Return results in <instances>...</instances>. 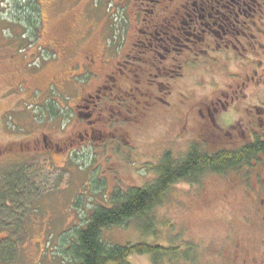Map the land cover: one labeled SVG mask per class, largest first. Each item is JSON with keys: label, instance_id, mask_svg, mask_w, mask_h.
Returning <instances> with one entry per match:
<instances>
[{"label": "rangeland", "instance_id": "374dc122", "mask_svg": "<svg viewBox=\"0 0 264 264\" xmlns=\"http://www.w3.org/2000/svg\"><path fill=\"white\" fill-rule=\"evenodd\" d=\"M130 1L121 5L119 0H37L40 15L34 21L27 16L29 23L37 24L31 28L24 18L26 12L32 14L29 0H0V197L8 194L6 175L21 173L25 180L21 201L4 211L0 208V243L15 240L22 264H56L58 235L79 222L87 207L109 203L116 189L151 181L154 165L166 150L181 157L196 142L206 149L218 148L199 138L196 123V131L191 127L180 135L182 124L197 118L190 115L184 121L187 110L178 103L142 124L132 139L135 152L114 141L101 146L98 134L91 143L66 146L68 138L89 125L71 117L73 107L82 92L96 90L101 78L95 73L102 76L104 58L117 53L125 32L123 17L127 18L122 6L126 9ZM84 62H91L95 73ZM215 71L191 74L180 87L200 101L207 93L206 80H219L220 69ZM253 102L260 101L254 96ZM44 134L52 147H44ZM236 178L233 173L208 172L196 181H179L151 211L155 233L143 231L132 219L105 229L103 236L111 244L146 240L191 254L186 260L183 254L164 255L159 264H229L235 243L250 247L253 240L243 222L249 200L243 187L231 183ZM78 198L82 203L75 208ZM130 262L155 264L149 254H134Z\"/></svg>", "mask_w": 264, "mask_h": 264}, {"label": "flooded vegetation", "instance_id": "af4514ba", "mask_svg": "<svg viewBox=\"0 0 264 264\" xmlns=\"http://www.w3.org/2000/svg\"><path fill=\"white\" fill-rule=\"evenodd\" d=\"M124 7L125 32L117 53L104 58L103 75L84 62L101 82L94 92L77 97L71 117L89 125L68 138L66 146L91 143L98 134L101 146L114 141L135 152L132 139L150 116L168 113L173 103L183 105L184 121L190 115L197 120L184 122L180 135L196 131V123L199 138L218 147L201 145L204 152L240 154L251 148L249 160L237 159L223 172L203 173L235 174L231 183L243 187L249 200L243 222L253 240L250 247L237 241L229 264H264V0H131ZM216 69L219 80H206L207 93L200 101L180 87L191 74L205 76ZM254 96L260 102L254 103ZM47 140L44 134V147H52Z\"/></svg>", "mask_w": 264, "mask_h": 264}, {"label": "trees", "instance_id": "16d2710c", "mask_svg": "<svg viewBox=\"0 0 264 264\" xmlns=\"http://www.w3.org/2000/svg\"><path fill=\"white\" fill-rule=\"evenodd\" d=\"M28 3L33 7L32 14L26 12L24 18L33 28L37 24L29 23L28 17H32L34 21L35 15L37 17L40 15V4L37 0H29ZM251 152L249 148L240 154L223 151L209 154L204 152L203 147L197 142L193 143L189 150L179 158L172 151H165L159 163L154 165L155 176L151 181L143 186L116 189L111 194L109 203L94 205L91 210L87 207L85 215L79 222L58 235V253L54 255V259H58L56 264H131L130 257L134 254H149L153 262L159 264L164 255L180 257L185 253L180 247L167 248L146 240L111 244L104 238L103 232L110 227L127 225L130 220L136 219L143 231L155 233L151 211L161 203L172 185L182 180L196 181L208 169L218 172L226 171L235 166L237 159L249 160ZM4 180L8 187V194L0 197V208L3 211L6 210V206L9 207L18 200L21 201L25 185L21 173L10 177L6 175ZM80 203H82L81 200L76 199L75 208L80 207ZM4 243H0V262L6 264L17 259L20 251L15 240L7 239ZM183 256L185 260L189 257L186 254ZM20 259L19 257L12 263L22 264Z\"/></svg>", "mask_w": 264, "mask_h": 264}]
</instances>
